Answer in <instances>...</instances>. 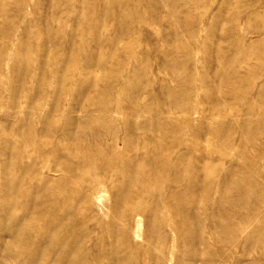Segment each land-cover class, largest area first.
I'll list each match as a JSON object with an SVG mask.
<instances>
[{"label": "rangeland", "instance_id": "obj_1", "mask_svg": "<svg viewBox=\"0 0 264 264\" xmlns=\"http://www.w3.org/2000/svg\"><path fill=\"white\" fill-rule=\"evenodd\" d=\"M0 129V177L43 167L65 232L86 226L101 255L264 264V211L251 241L239 232L264 171V0H0ZM195 210L220 228L204 250L188 244ZM37 222L12 250L40 256Z\"/></svg>", "mask_w": 264, "mask_h": 264}, {"label": "bare ground", "instance_id": "obj_2", "mask_svg": "<svg viewBox=\"0 0 264 264\" xmlns=\"http://www.w3.org/2000/svg\"><path fill=\"white\" fill-rule=\"evenodd\" d=\"M31 4V3H30ZM18 10V9H17ZM36 10V9H35ZM86 10V9H85ZM11 39V38H10ZM111 41V40H110ZM6 54V53H5ZM30 65V64H29ZM6 67V66H5ZM30 69V68H29ZM26 72V71H25ZM53 72V71H52ZM76 72V71H75ZM24 73V72H23ZM3 75V74H2ZM6 76V75H5ZM8 77V76H7ZM32 77V75H31ZM30 77V78H31ZM21 78V77H20ZM28 79V77H27ZM52 79V78H51ZM2 81V80H1ZM6 81V79H5ZM49 82V81H48ZM116 82V81H115ZM124 82V81H123ZM50 83V82H49ZM125 83V82H124ZM52 85V84H51ZM109 88V86H108ZM51 89V87H50ZM48 90V89H47ZM23 91V90H22ZM112 91V90H111ZM123 91V90H122ZM2 92V91H1ZM126 92V91H125ZM104 93V92H103ZM110 93V92H109ZM111 94V93H110ZM25 97V96H24ZM57 98V97H56ZM107 98V97H106ZM24 99V98H23ZM18 101V100H17ZM22 101V100H21ZM109 101V100H108ZM112 101V100H111ZM23 102V101H22ZM40 103V102H39ZM42 103V102H41ZM115 103V102H114ZM16 104V103H15ZM22 104V103H21ZM37 104V102H36ZM121 104V103H120ZM141 104V103H140ZM170 104V103H169ZM40 105V104H39ZM43 105V104H42ZM112 105V104H111ZM44 106V105H43ZM170 106V105H169ZM168 106V107H169ZM23 107V106H22ZM21 107V108H22ZM36 107V106H35ZM135 107V106H134ZM17 108V107H16ZM115 108V107H114ZM140 108V107H139ZM180 108V107H179ZM149 109V108H148ZM113 110V109H112ZM33 111V110H32ZM64 111V110H63ZM59 112L65 113V112ZM35 112V111H34ZM134 112V111H133ZM39 113V112H38ZM41 114V113H39ZM82 113V112H81ZM84 113V112H83ZM96 113V112H95ZM140 113V112H139ZM170 113V112H169ZM66 114V113H65ZM138 114V113H137ZM85 115V114H84ZM99 115V114H98ZM62 116V115H60ZM65 116V115H63ZM67 116V115H66ZM149 116V115H148ZM20 117V116H19ZM33 117V116H32ZM51 117V116H50ZM74 117V116H73ZM104 117V116H103ZM102 117V118H103ZM15 118V117H14ZM17 118V117H16ZM30 118V117H29ZM29 118H27L29 120ZM38 118V116L36 117ZM35 118V119H36ZM53 118V117H51ZM65 117L64 119H66ZM22 119V116H21ZM55 119H57L55 117ZM62 119V118H61ZM85 119V118H84ZM120 119V118H119ZM136 119V118H135ZM162 119V118H161ZM39 120V119H37ZM36 120V121H37ZM48 120V119H47ZM58 119L57 121H59ZM63 120V119H62ZM78 121V119H76ZM100 120V119H99ZM137 120V119H136ZM40 121V120H39ZM54 121V120H53ZM56 121V120H55ZM56 121V122H57ZM98 121V120H97ZM159 121V120H158ZM30 122V121H29ZM55 122V123H56ZM64 122V121H63ZM66 122V120H65ZM74 122V121H73ZM88 122V121H87ZM95 122V121H94ZM102 122V121H101ZM100 122V124H101ZM107 122V121H106ZM114 122V121H110ZM148 122V120L146 121ZM152 122V121H151ZM40 123V122H39ZM76 124V122H74ZM74 123L71 124V126H75ZM81 123V121H80ZM103 123V122H102ZM108 123V122H107ZM115 123V122H114ZM113 123V124H114ZM117 123V122H116ZM161 123V122H160ZM33 124V122H32ZM36 124V123H35ZM48 124V123H47ZM61 124V123H60ZM104 124V123H103ZM112 124V125H113ZM140 124V123H139ZM138 124V125H139ZM27 125V128H29L28 124H24L23 127ZM31 125V123H30ZM66 125V124H65ZM94 125V123H93ZM106 125V124H104ZM109 125V124H108ZM141 125V124H140ZM34 125H32L33 127ZM46 127V125H43V127ZM51 126V125H50ZM54 126V125H53ZM62 126V124H61ZM60 126V127H61ZM64 126V125H63ZM63 126L60 128L62 129ZM87 126V125H86ZM137 126V125H136ZM47 127H49L47 125ZM52 127V126H51ZM77 127V126H76ZM82 127V126H80ZM78 127V129L80 128ZM85 127V126H84ZM98 127V126H97ZM107 127V126H106ZM115 127V125H114ZM113 127V128H114ZM58 128V129H59ZM73 128V127H72ZM31 129V127H30ZM59 129V130H60ZM75 129V128H73ZM89 129V128H88ZM91 129V127H90ZM100 129V128H99ZM111 129V128H110ZM109 129V130H110ZM116 129V128H115ZM1 130V129H0ZM6 130V129H5ZM34 130V129H33ZM48 132V128L45 129ZM70 130V129H69ZM81 130V129H80ZM87 130V129H86ZM65 131V128H64ZM96 131V130H95ZM106 131V130H105ZM149 131V130H148ZM35 132V131H34ZM66 132V131H65ZM72 132V131H71ZM74 132V130H73ZM72 132V133H73ZM2 133V132H1ZM68 133V132H67ZM75 133V132H74ZM76 133H79L76 132ZM89 133V132H88ZM114 133V132H113ZM47 134V133H45ZM62 134V133H61ZM64 134V133H63ZM82 134V133H81ZM91 134V132H90ZM111 134V133H110ZM109 134V135H110ZM120 134V133H119ZM4 135V134H3ZM73 135V134H72ZM70 135V136H72ZM83 135V134H82ZM94 135V134H93ZM96 135V134H95ZM113 135V134H111ZM118 135V134H117ZM123 135V134H122ZM1 136V135H0ZM6 136V134L4 135ZM3 136V137H4ZM61 136V135H60ZM139 136V135H138ZM63 135L60 137L62 139ZM76 137V136H75ZM105 137V136H104ZM121 137V136H120ZM31 138V137H30ZM102 138V137H101ZM140 138V137H139ZM17 139V138H16ZM81 139V137H80ZM86 139V138H85ZM98 139V138H97ZM114 139V138H113ZM122 139V138H121ZM7 139H5L6 141ZM59 140V138H58ZM66 139H64L65 141ZM87 140V139H86ZM29 141V140H28ZM106 141V140H105ZM121 141V140H120ZM31 142V140H30ZM82 142V141H81ZM122 142V141H121ZM61 144V142H59ZM127 143V142H126ZM184 143V142H183ZM14 144V141H13ZM16 145V144H14ZM19 145V144H18ZM16 145V146H18ZM24 145V143L22 144ZM21 145V146H22ZM26 144V148H27ZM31 145V144H30ZM98 145V144H97ZM146 145V144H145ZM144 145V146H145ZM96 146V145H95ZM186 146V145H185ZM67 147V146H66ZM98 147V146H97ZM132 147V146H131ZM184 147V146H183ZM7 148V146H6ZM16 148V147H15ZM18 148V147H17ZM16 148V149H17ZM23 148V147H22ZM55 148V147H54ZM53 148V149H54ZM95 148V147H94ZM99 148V147H98ZM15 149V150H16ZM25 149V148H24ZM31 149V148H30ZM57 149V148H56ZM55 149V150H56ZM21 150L22 149H18ZM17 150V152H19ZM26 150V149H25ZM49 150V149H48ZM47 150V151H48ZM52 150V149H51ZM54 150V151H55ZM66 150V149H65ZM41 151V150H40ZM60 150H58L59 152ZM67 151V150H66ZM240 151V150H239ZM30 152V151H29ZM38 153L37 151H34ZM50 154L52 153L49 151ZM61 152V151H60ZM226 152V151H225ZM27 153V152H24ZM33 154V152H30ZM47 152L44 151V153L40 152L42 156H44V160H48L50 157H53L55 155H49L47 159V155L45 156ZM56 153V151H55ZM54 153V154H55ZM62 153V152H61ZM93 153V152H92ZM127 153V152H126ZM13 154V153H12ZM20 154H23L21 152ZM48 154V153H47ZM64 153L63 155H65ZM227 154V153H226ZM14 155V154H13ZM18 155V154H17ZM15 155L14 157H17ZM27 155V154H26ZM30 155V154H28ZM24 156V155H23ZM41 156V157H42ZM67 154L65 155V157ZM100 156V155H99ZM224 156V155H223ZM238 156V155H237ZM31 157V156H30ZM27 156V158H30ZM46 157V158H45ZM58 157V156H57ZM64 156H62L63 158ZM64 157V158H65ZM25 158V156H24ZM40 159V156L38 157ZM43 158V157H42ZM41 158V159H42ZM55 158V157H53ZM52 158V159H53ZM59 158H61L59 156ZM67 158V157H66ZM86 158H88L86 156ZM92 158L95 159V156ZM12 158L10 162L13 160ZM26 159V158H25ZM31 159V158H30ZM27 159V160H30ZM33 159V158H32ZM40 159V160H41ZM51 159V158H50ZM51 159V160H52ZM56 159V158H55ZM104 158H102L103 161ZM78 160V159H77ZM80 160V159H79ZM85 160V159H84ZM96 160V161H95ZM94 162L99 161V159H95ZM107 160V159H106ZM22 161V160H21ZM54 164H55V160ZM52 161V163H53ZM101 161V159H100ZM262 161V160H261ZM16 162V161H15ZM36 162V161H35ZM57 162V160H56ZM83 162V161H82ZM85 162V161H84ZM86 162H88L86 160ZM109 162V161H107ZM14 163V162H13ZM17 163V162H16ZM15 163V164H16ZM71 163V162H70ZM76 163H78L76 161ZM167 163V162H166ZM238 163V162H237ZM20 164H23L22 162ZM37 164V162H36ZM39 165L41 164L38 163ZM43 164V163H42ZM48 164V163H46ZM51 164V163H50ZM93 164V163H92ZM101 164V163H100ZM111 164V163H110ZM239 164V163H238ZM34 165V164H33ZM45 165V164H44ZM41 165V166H44ZM52 165V164H51ZM50 165V166H51ZM79 164H76V166ZM91 165V164H90ZM241 165V164H240ZM17 166V165H15ZM14 166V167H15ZM32 166V165H31ZM48 166V165H47ZM54 165L51 168V170L57 171V169ZM58 166V165H57ZM69 166V165H68ZM80 166V165H79ZM78 166V167H79ZM106 166V164H105ZM109 166V164H108ZM13 164H9L6 168L5 171H3V175L0 177V264H126L127 261L126 259H120L118 257H111V255H101L100 251H109L110 249L108 246H104L103 244H98V242L94 241L91 238V233L89 229L85 227H77L76 229H72L71 232L69 233L70 230H66L65 232V227L67 224V220L69 221L70 214L66 213V209L62 207L61 203V190L57 187V182L54 180V178H48L44 176L43 173V167L39 168L38 165L36 166L39 168V170L34 173L31 171L29 164H24L20 165L17 169L18 171L16 172L14 170ZM59 167V166H58ZM77 167V168H78ZM91 167V166H90ZM110 167V166H109ZM165 167V165H164ZM16 168V167H15ZM32 168V167H31ZM45 168V166H44ZM49 168V167H48ZM73 168V167H72ZM80 168V167H79ZM85 167V171H88ZM95 169V167H92ZM234 168V167H233ZM238 168V167H237ZM264 168V167H263ZM35 169L36 168H32ZM46 169V168H45ZM56 169V170H54ZM93 169V170H94ZM222 169V168H221ZM240 169V168H239ZM238 169V170H239ZM243 169V168H242ZM48 170V169H47ZM50 170V169H49ZM50 170V171H51ZM77 170V169H76ZM79 172V169L77 170ZM84 171V170H83ZM96 172V169L94 170ZM244 171V169H243ZM33 172V173H31ZM61 172V168H60ZM82 171H80L81 173ZM231 172V171H230ZM242 172V171H241ZM252 173V171H250ZM58 173V172H57ZM121 173V172H120ZM209 174V173H208ZM237 174V173H236ZM85 175V173H84ZM96 175V173H95ZM110 175V174H109ZM254 176L257 175L256 179H252L248 184L250 187H253V194L249 196L250 202H249V207L250 209L253 210V214L247 215V217L244 219V226H242L239 230L240 234H245L246 235V242L251 241V234L253 235V232L248 233L247 229L249 228L250 225L253 224V222H258V219H261L260 217L258 218V215L260 214L261 211H264V171L261 173H254ZM252 175V178H255ZM50 176V175H49ZM231 176V175H230ZM261 177L263 180L260 181L258 178ZM95 177V176H94ZM218 179V178H217ZM58 180V179H57ZM206 180V179H205ZM191 181V180H190ZM92 182V181H91ZM217 182V181H216ZM96 183V182H95ZM161 184V183H160ZM213 184V183H212ZM102 185V184H101ZM218 186V185H217ZM134 187H136L134 185ZM246 187V185H245ZM219 190V189H218ZM63 191V190H62ZM217 191V190H216ZM64 193V192H63ZM82 194V193H81ZM80 194V195H81ZM169 194V193H167ZM249 195V194H248ZM247 195V196H248ZM82 196V195H81ZM68 197V196H67ZM75 197V196H74ZM77 198V197H76ZM79 199V198H77ZM99 199V198H98ZM72 200V199H71ZM94 200V199H93ZM204 200V199H203ZM220 200V199H219ZM79 201V200H77ZM211 201V200H210ZM252 201V202H251ZM161 202V201H160ZM208 202V201H207ZM138 203V201H137ZM92 204V201H91ZM211 204V203H210ZM236 204V203H235ZM69 205V204H68ZM75 205V204H74ZM73 205V206H74ZM58 206V207H57ZM202 206V205H201ZM75 207V206H74ZM209 207H212L210 205ZM211 209V208H210ZM122 211V210H121ZM201 211V209H200ZM199 211V212H200ZM16 212H20V216L16 219ZM133 212V211H132ZM196 210L194 213L191 214L190 219L192 221V224L194 226V232L190 234L188 244L189 245H197L204 250V247H207V244L210 240V236L212 235V232L214 230L217 232V229H220L217 227V223L215 222L217 219L213 215H208L206 212H203L200 214ZM124 214V213H123ZM219 214H217V218L220 220H225L224 218L225 215H221V212L219 211ZM120 215V214H119ZM257 216V217H256ZM76 217V216H75ZM226 217V216H225ZM264 217V216H263ZM138 218V217H137ZM234 220V219H233ZM42 221L44 223V226H42L40 235L42 237V243L40 244L39 248L41 251L38 252L40 255L39 257L35 259H31L28 257L27 254H25V247L22 249L20 252H16L15 249L12 250L11 247L14 248H22V244H20L19 239L21 238V235L24 231L27 225L34 224L36 222ZM171 221V220H170ZM38 222L36 225H38ZM211 223L213 228L211 227H206L205 223ZM239 222V221H238ZM40 223V222H39ZM140 223V222H139ZM41 224V223H40ZM12 225V226H11ZM40 227V225H39ZM67 228V227H66ZM38 230V227L32 228ZM93 229V228H92ZM214 229V230H212ZM30 230V229H29ZM232 230V229H231ZM31 231V230H30ZM37 232V231H36ZM264 232V231H263ZM74 233H78V236L70 241L72 237H74ZM233 233V231H232ZM39 234V231H38ZM216 234V233H215ZM231 234V233H230ZM233 236L232 234L230 237ZM237 238V237H236ZM235 238V239H236ZM234 239V237H233ZM238 240V239H237ZM19 243V244H18ZM231 243V242H230ZM259 243V242H258ZM257 243V244H258ZM12 245V246H11ZM107 245V244H106ZM261 245V244H260ZM21 246V247H20ZM262 247H264L262 245ZM107 251H106V250ZM216 249V248H215ZM52 250L51 253L46 254L47 251ZM158 250V249H156ZM201 250V251H202ZM157 252V251H156ZM202 253V252H201ZM205 253V252H203ZM108 254V253H107ZM119 254V252H118ZM200 254V253H199ZM131 255V254H130ZM204 255V254H203ZM207 255V254H205ZM257 256V255H256ZM140 257V256H139ZM208 257V256H207ZM127 258V257H126ZM140 259V258H139ZM205 259V257H204ZM203 259V260H204ZM207 259V258H206ZM230 259V258H229ZM145 261V260H144ZM143 261V262H144ZM205 261V260H204ZM140 262V261H139ZM192 262L195 264H203V262L198 261L197 259L193 258ZM141 264V263H140Z\"/></svg>", "mask_w": 264, "mask_h": 264}]
</instances>
